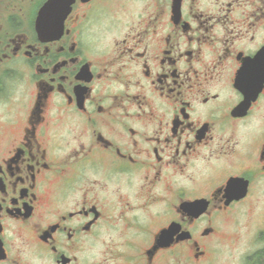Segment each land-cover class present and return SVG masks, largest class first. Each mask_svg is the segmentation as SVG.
I'll list each match as a JSON object with an SVG mask.
<instances>
[{
    "label": "flooded vegetation",
    "instance_id": "af4514ba",
    "mask_svg": "<svg viewBox=\"0 0 264 264\" xmlns=\"http://www.w3.org/2000/svg\"><path fill=\"white\" fill-rule=\"evenodd\" d=\"M263 197L264 0H0V264H210Z\"/></svg>",
    "mask_w": 264,
    "mask_h": 264
},
{
    "label": "rangeland",
    "instance_id": "374dc122",
    "mask_svg": "<svg viewBox=\"0 0 264 264\" xmlns=\"http://www.w3.org/2000/svg\"><path fill=\"white\" fill-rule=\"evenodd\" d=\"M253 207H242L221 219L217 257L210 264H255L257 245L250 240L264 227V197Z\"/></svg>",
    "mask_w": 264,
    "mask_h": 264
}]
</instances>
